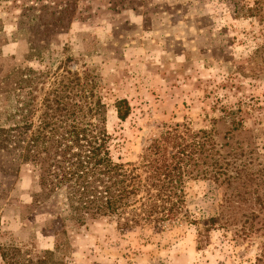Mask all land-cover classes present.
Returning a JSON list of instances; mask_svg holds the SVG:
<instances>
[{
    "label": "rangeland",
    "instance_id": "rangeland-1",
    "mask_svg": "<svg viewBox=\"0 0 264 264\" xmlns=\"http://www.w3.org/2000/svg\"><path fill=\"white\" fill-rule=\"evenodd\" d=\"M185 1L70 0L75 3L73 20L50 38L43 64L54 68L69 56L79 73L83 66L88 69L96 83L94 94L105 107V129L118 144L113 156L122 163L139 164L162 128L186 124L193 132L208 129L203 84L212 88L225 78L219 62L211 59L213 47L235 61L245 58L255 44L250 32L258 26L233 19L228 0ZM4 23L10 38L13 23ZM213 39H222L219 46ZM26 50L25 41L17 38L3 46L1 54L21 62ZM263 91L264 85L257 84L248 92ZM120 98L130 107L123 122L113 109ZM263 114L246 118L245 132L234 133L224 148L233 154L229 161L247 168V176L239 181L242 187L224 190L209 180L187 181L183 210L191 221L174 223L160 233L136 228L120 234L103 222L68 231L71 251L63 264H264ZM223 132L217 127L216 144L225 142ZM1 190L0 246L52 249L60 229L55 208L35 203L37 189L30 174L22 169L16 177L0 178ZM223 196L228 202L222 208ZM218 214V224L224 226L203 231L204 220ZM245 229L248 237L239 235Z\"/></svg>",
    "mask_w": 264,
    "mask_h": 264
},
{
    "label": "trees",
    "instance_id": "trees-1",
    "mask_svg": "<svg viewBox=\"0 0 264 264\" xmlns=\"http://www.w3.org/2000/svg\"><path fill=\"white\" fill-rule=\"evenodd\" d=\"M228 1L233 19L252 20L258 29L250 32L255 44L241 60L213 47L211 59L219 62L225 78L212 88L203 84L204 119L210 127L196 132L186 124L162 128L141 162L132 164L113 156L118 144L105 129V107L94 94L96 83L88 69L83 66L79 73L69 56L54 68L43 64L52 35L73 20L75 3L0 0V178L16 177L25 169L37 189L35 203L54 206L60 226L50 250L0 246L2 264H63L71 251L67 232L100 222L124 234L136 228L160 233L174 223L191 221L183 210L187 181L209 180L224 190L243 186L239 181L247 168L229 161L233 154L226 149L234 133L245 132L246 118L264 113V91L248 92L264 85V0ZM4 20L13 23L10 38ZM17 38L27 45L21 62L1 54ZM213 40L219 46L222 39ZM30 62L42 66L33 68ZM113 109L121 122L130 113L124 98L114 100ZM217 127L224 129L225 142L220 144L213 139ZM220 202L226 206L228 198ZM221 215L204 220L203 231L223 227L218 224ZM248 232L239 235L248 237Z\"/></svg>",
    "mask_w": 264,
    "mask_h": 264
}]
</instances>
